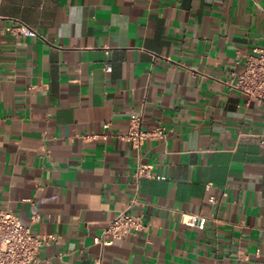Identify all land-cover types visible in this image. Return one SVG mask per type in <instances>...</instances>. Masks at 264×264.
<instances>
[{"label": "crops", "instance_id": "crops-1", "mask_svg": "<svg viewBox=\"0 0 264 264\" xmlns=\"http://www.w3.org/2000/svg\"><path fill=\"white\" fill-rule=\"evenodd\" d=\"M13 20L37 36L0 34V210L54 237L35 264H264V102L230 86L264 0H0ZM133 113L166 133L138 185ZM133 198L145 229L94 245Z\"/></svg>", "mask_w": 264, "mask_h": 264}, {"label": "built area", "instance_id": "built-area-1", "mask_svg": "<svg viewBox=\"0 0 264 264\" xmlns=\"http://www.w3.org/2000/svg\"><path fill=\"white\" fill-rule=\"evenodd\" d=\"M0 34L10 35L13 38L37 36L34 30L18 20H13L10 25L0 29ZM240 59L237 58L236 61L238 62ZM242 62L243 72L236 76L232 75L234 78L230 82V86L250 99L264 102V51L254 50V54L244 56ZM103 127L107 128L108 124ZM123 139L131 145L136 153L137 163L132 178L138 185L141 179L151 178L153 170V165L141 161V149L148 142H165V129L160 123L149 129H142V113H133ZM210 201L213 202L212 199ZM138 205L137 198H133L128 208L116 214L101 233L93 238V244L100 248H106L131 234L142 232L145 229L143 218L133 211L134 207ZM38 220L39 217L33 215L30 218V223L24 224L16 216L0 210V264H35L37 262L39 248L54 240L53 236L33 235L32 225ZM181 222L188 227L203 230L206 218L183 213ZM92 264H102L101 257H95Z\"/></svg>", "mask_w": 264, "mask_h": 264}]
</instances>
